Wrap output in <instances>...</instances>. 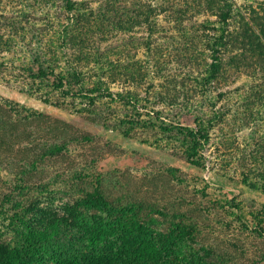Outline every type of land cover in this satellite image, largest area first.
<instances>
[{
  "label": "rangeland",
  "instance_id": "obj_1",
  "mask_svg": "<svg viewBox=\"0 0 264 264\" xmlns=\"http://www.w3.org/2000/svg\"><path fill=\"white\" fill-rule=\"evenodd\" d=\"M221 12L232 14L225 25ZM215 51L220 70L212 79ZM260 89L264 0H0V116L23 107L36 144L78 128L102 139L71 146L49 181L72 182L71 170L84 160L91 166L96 155L85 172L106 179L176 169L186 197L194 193L193 204L211 208L218 232L229 220L237 226V214L252 222L264 193L244 187L239 159L264 151ZM43 115L74 121V130L51 127ZM103 141L112 146L100 155ZM56 169L67 171L58 177ZM56 196L49 206L59 207Z\"/></svg>",
  "mask_w": 264,
  "mask_h": 264
},
{
  "label": "trees",
  "instance_id": "obj_2",
  "mask_svg": "<svg viewBox=\"0 0 264 264\" xmlns=\"http://www.w3.org/2000/svg\"><path fill=\"white\" fill-rule=\"evenodd\" d=\"M231 15L221 12V22L225 25ZM226 32L222 27L220 39ZM212 58L215 79L218 52ZM23 110L7 107L9 117L0 116V167L7 172L0 174V264H264V205L251 215L252 222L237 214L233 219L238 227L229 220L220 233L211 221V208L193 204V192L186 197L188 184L176 169L146 171L133 181L124 173L108 180L104 174L85 172L95 167L96 155L91 166L84 160L82 168L71 170L72 182L49 181L53 175L48 171L62 165L61 158L72 156L71 146L99 144L102 139L78 128L76 135L59 142L36 144L35 130L29 128L30 118ZM42 118L51 127L62 123L66 130L73 129L74 121ZM196 130L188 131L192 143H197ZM96 146L101 155L112 144L103 141ZM5 147H10L6 159ZM253 152L256 155L239 159L241 181L250 192L264 193V151ZM45 162L50 167H44ZM62 173L58 171V177ZM33 176L41 179L31 182ZM178 186L184 191L176 190ZM56 195L59 207L49 206ZM231 202L225 200L222 207ZM6 222L16 230L14 238Z\"/></svg>",
  "mask_w": 264,
  "mask_h": 264
}]
</instances>
